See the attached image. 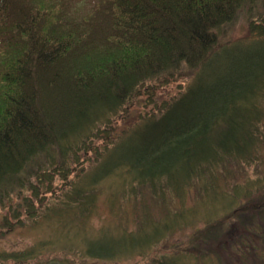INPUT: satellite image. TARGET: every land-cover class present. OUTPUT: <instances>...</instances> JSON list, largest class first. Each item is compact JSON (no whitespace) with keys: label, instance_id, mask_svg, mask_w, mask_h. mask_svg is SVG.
Segmentation results:
<instances>
[{"label":"trees","instance_id":"1","mask_svg":"<svg viewBox=\"0 0 264 264\" xmlns=\"http://www.w3.org/2000/svg\"><path fill=\"white\" fill-rule=\"evenodd\" d=\"M81 1L85 3L80 8L73 0H0V204L13 193L30 194L32 201L21 199L32 221L46 195L55 198L54 189L62 186L61 195L80 204L79 221L86 229L97 198L95 183L106 180L77 186V175L82 182L87 172L80 166L77 173L70 165L76 166L82 153L90 169L117 141L126 140L129 125L137 121L147 127L139 137L142 145L162 142L152 150L146 172L173 154L186 160L183 166L195 161V169L209 160V175L224 176L228 169L222 161L231 162L225 156L241 163L264 144V95L238 100L236 94L249 85L246 78L251 75L244 73L258 64L215 62L220 51L226 56L242 52L237 45L243 41L264 43V0ZM46 4L54 9L45 10ZM240 23L247 28L245 37L230 41ZM262 52L254 51V59L264 61ZM259 65L264 69V64ZM181 77L187 78L177 92L161 98L159 92ZM208 89L221 96L218 106ZM203 100L207 102L194 112V103ZM140 104L149 110L134 114ZM188 113L190 123L185 127L181 123ZM55 165L57 173L47 176ZM183 171L189 177L194 173L191 166ZM55 180L61 184H54ZM57 206L54 202L44 206L46 220L56 217ZM182 219L181 212L127 244L133 250L146 247L152 254L156 250L169 254L171 249L183 258L177 263L172 256L160 264L209 262L202 257L184 259L200 234L173 239V229ZM222 223L212 221L202 232L204 237L209 241L221 233ZM103 226L97 237L80 236L87 242L85 255L110 260L115 256L107 250L125 242L101 239ZM260 239L264 243V230ZM232 248L244 257L243 248L236 244ZM33 249L5 252L0 258L28 261L34 258ZM65 260L37 264H65Z\"/></svg>","mask_w":264,"mask_h":264},{"label":"rangeland","instance_id":"2","mask_svg":"<svg viewBox=\"0 0 264 264\" xmlns=\"http://www.w3.org/2000/svg\"><path fill=\"white\" fill-rule=\"evenodd\" d=\"M73 3L81 8L85 1L82 3L81 0H73ZM52 9L54 8L45 5V10ZM246 30L243 23L238 24L230 36V41L244 38ZM237 46L242 52H233L230 56H226L220 51L215 62L216 64H241L242 62L258 64L252 66L248 73H244V75H251L246 78L249 85L236 90V94H238V100H250L258 95L262 98L264 69L259 64H264V61L255 60L252 53L254 51L263 53L264 43L256 45L252 41H243ZM253 73L258 74V77L256 78ZM186 78L173 80L174 83L159 92L160 97L169 98L177 92L176 87L179 88ZM208 91L218 106L222 101L221 96L214 94L210 89ZM152 101L153 99H150L149 105H152ZM142 102L147 103V101ZM205 102L207 101L195 102L194 112H199V105ZM147 110L149 107L141 104L133 109L134 114H144ZM94 113L93 109L90 113L91 117ZM189 115L190 113L181 123L182 126L189 125ZM135 117V115L129 116L125 122L128 123ZM121 130L119 128L117 132ZM145 132L147 127L144 122L131 124L127 130L126 140L117 141L113 148L102 155L99 162L92 165L90 169L87 167L89 162L83 158L82 153H80L82 156L78 164L70 165L74 169L77 168V173L80 166H83V171L87 172L82 177V182H78L80 176L77 175V186L89 185L100 178L106 180L95 183L97 198H95V206L90 215L91 220L86 225V229L85 223L82 220L79 221L82 213L80 204L77 206L71 198L68 201L61 195L62 186L54 189L53 197L55 198L52 199L50 194L46 195L44 201L35 209L36 215L32 221L27 219L24 201L21 199L24 196L32 201L30 194L13 193L4 198L0 204V254L34 247V258L23 262L0 258V264H37L51 259H68L65 260V264H160L165 258L170 259L172 256V260L182 263L183 258L176 253L173 254L171 249L169 254L157 250L152 254L146 247L133 250V247L127 244L130 238H137L143 233L150 234L157 225L171 222L170 219L181 212L183 219L173 229V239L185 240L188 235L200 234V237L190 244L193 255H190L191 252L185 253L184 259L190 258L192 261L193 257L196 259L202 257L209 261L200 259V264H241L242 259L245 258V264H264V252L260 253V250L264 248V243L260 239L264 230V144L257 148L253 156L243 158L245 161L241 163H235L237 161H234V158L225 156L231 159V162L222 161L224 167L228 169L224 172V176L209 175L208 165H206L209 160L201 163L199 169H195V161H190L183 166L186 160L173 154L165 155L157 164L159 167L146 172L153 156L152 150L157 147V144L162 145V142L142 145L139 137ZM164 150L166 149L163 148L162 151ZM88 155L86 154V157ZM56 159L58 162L59 159L57 157ZM187 166L194 169L190 177L183 171ZM57 167L58 165L50 167L46 173L47 176L50 172H53V175L56 174ZM54 184L60 185L61 181L55 180ZM119 193L121 195L116 198L115 194L119 195ZM43 195L42 190L38 199L41 200ZM52 202L54 206L58 205L55 209L56 217L46 220L49 217L44 216L42 211L47 203L52 204ZM32 203L36 204V201L33 200ZM13 216H19V219H14ZM72 220L75 221L72 222ZM214 220L225 221L226 226L222 223L224 230L208 241L202 232ZM102 226L101 239L109 241L113 238V240L125 242L114 251L107 250L108 255L115 256L110 260L85 255L84 247L87 242H84V236H80L85 234V236L96 235L97 237L98 230ZM165 235L168 234L165 233ZM162 241L163 239H160V242ZM234 244L243 248L244 257L232 248Z\"/></svg>","mask_w":264,"mask_h":264}]
</instances>
